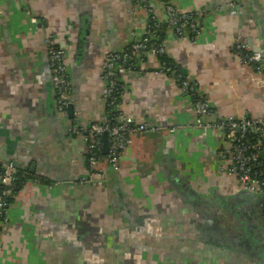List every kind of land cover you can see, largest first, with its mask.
I'll list each match as a JSON object with an SVG mask.
<instances>
[{"label":"crops","instance_id":"crops-1","mask_svg":"<svg viewBox=\"0 0 264 264\" xmlns=\"http://www.w3.org/2000/svg\"><path fill=\"white\" fill-rule=\"evenodd\" d=\"M152 2L162 22L166 2L207 10L196 41L181 40L169 28L164 46L198 84L216 118H264V72L240 64L233 51L241 42L264 52V0ZM147 22V12L133 0H33L30 6L0 0V161L27 167L53 186H30L13 201L14 224L2 232L0 264H264L261 204L240 195L236 179L220 173L213 155L219 135L196 127L191 98L171 78L156 74L155 57L143 73L124 76L126 111L137 123L183 129L134 139L121 171L108 169L105 182L68 184L84 174L85 145L71 135L73 118L83 125L106 122L105 59L140 39ZM50 36L68 49L73 118L54 108L46 63ZM130 211L139 213L142 227L143 216L159 219L151 232L156 236L137 245L136 257L121 240L132 237L129 228L140 235L123 215ZM208 223L236 226L233 238L244 229L253 254L225 244L224 237L208 238Z\"/></svg>","mask_w":264,"mask_h":264},{"label":"built area","instance_id":"built-area-1","mask_svg":"<svg viewBox=\"0 0 264 264\" xmlns=\"http://www.w3.org/2000/svg\"><path fill=\"white\" fill-rule=\"evenodd\" d=\"M30 6L33 0H16ZM134 5L141 7L148 14L147 26L140 39H134L122 51L107 55L103 64L101 81L103 100L106 107L105 123H93L90 128L84 127L78 118L73 119L71 132L73 136H84L87 140V165L98 175V168L109 164L118 170L121 158L129 151L134 138L150 136H171L178 128H166L147 123H137L126 111L130 104L128 88L124 76L133 72L143 73L149 58L160 61L157 75L171 78L180 87L183 94L191 98L197 116V128L216 131L221 137L219 159L227 165V174L233 176L241 191H247L260 198L264 210V118L247 116L236 118L230 116L217 119L214 107L205 95L199 93L198 84L189 74L178 72L167 62L168 54L161 42V33L165 27L171 28L181 40L196 41L201 34L202 25L208 16L205 9L182 10L172 3H165L167 21L158 19L155 9L149 0H133ZM238 4L235 2L231 7ZM190 37V38H189ZM50 36L47 40L48 59L52 72V86L57 94L54 105L58 112L67 115L72 104V82L67 65L68 49ZM233 51L240 64L252 65L259 74L264 72V52L260 46L252 48L237 42ZM107 137L108 152L104 151V137ZM106 162V163H105ZM13 164L0 161V232L10 224V199L17 195V170ZM1 247V243H0Z\"/></svg>","mask_w":264,"mask_h":264},{"label":"flooded vegetation","instance_id":"flooded-vegetation-1","mask_svg":"<svg viewBox=\"0 0 264 264\" xmlns=\"http://www.w3.org/2000/svg\"><path fill=\"white\" fill-rule=\"evenodd\" d=\"M59 44L61 45V42ZM47 52H48V48H47ZM47 59H48V54H47ZM48 63H49V59H48ZM49 68H50V64H49ZM51 71L52 70L50 68L49 69V72H50V75H49V90L51 91V93L53 95V98H54V102H55L57 100V94L54 91L53 86H52V79H51L52 78V72ZM72 93H73V88H72ZM72 104H73V102H72ZM54 108H55L56 113L58 115L65 116V114H62V113L58 112V110L56 109L55 105H54ZM68 112H69V109H68ZM73 119H75V118H73ZM91 124H93V123H91ZM91 124L90 125H83L82 124V125L88 129V128H90ZM70 132H71V130H70ZM86 134H88V131H85V133H84L83 136L77 137L75 135L73 136V134L71 132V135L73 136V138L75 137V138H80V139L83 140L84 145H85V150H84L85 160H84V174L81 176V178L79 179V181L78 182H75V183L72 182V181H70L68 183V184H72L73 183L74 185H78V186L83 187V188L92 186V185H94L95 183H98V182H105L106 180L104 179V175H105V173L107 172L108 169H112L115 173L121 171L122 165H123V158L130 153V150H131V148L133 146V141H132L131 145L129 146V151L127 152V154H125L121 158V161H120L119 169L118 170L113 169L109 164H104L102 167L100 166L98 168V170H97L98 171V175H93L94 172L87 165L88 146H87V140H86V138H84V136ZM220 137L221 136L219 135V141H220V146H221V138ZM105 138H107V137L105 136L104 137V140H105ZM138 138H144V137H137V139ZM134 139H136V138H134ZM220 146H219L218 150L216 152H214V154H213L214 157H215V159H216V161L220 165L219 166V168H220L219 171H220L221 174L226 175L228 177H232V179H233L234 177L231 176V175H229V174H227V172H226L227 165L219 159V155L218 154H219ZM104 147H105V141H104ZM104 151H105V148H104ZM107 152H108V141H107ZM11 164H13V163H11ZM16 170H17V173H18L17 195L13 198V201L16 198H18L30 186H41V185H45L48 182L47 180H45L44 178H42L38 174L34 173L33 171H31L27 167L26 168L19 167ZM47 185L49 186V188H52L53 187V186L50 185V183H47ZM238 188H239V186H238ZM239 190H240V188H239ZM13 201L11 202V207H12ZM135 212L136 211H134V213ZM139 212H140V210H139ZM127 213L128 214L125 215V213H124L123 215L125 216V218L127 216L130 218V220L132 222L131 227H137L140 235L137 236L136 234L133 233L134 230L132 231V228H129L130 229V233H132V237H130L128 239H126V238L123 237V238H121V240L122 239L123 240H126V243L127 244H124V245H126V248H130L129 247L130 245L134 247V254H133V256L136 257L137 254L135 253V250H138L137 245L139 243H141V244H143V243L148 244V240L151 239L150 234L156 236L155 233H151V232L152 231H156V229L158 227V224H159V219L156 218V220L154 222H152V220H153L152 218L147 219L145 216H143V219L146 220V223H145L144 227H142L141 220H139V218H141V216L139 215V213H138V216L133 215V213H131V211L130 212H127ZM113 219H118L117 218V215ZM13 224H14V222H13L12 217L10 215V224L8 226L2 228V230L0 232V243H1L0 252L4 248V244H3L2 240H1V238H2L1 237L2 236V232H3V230H5V228H10L11 226H13ZM228 225H230V224H228ZM207 226L210 228L209 232L207 231L208 232V234H207V237L208 238L214 239V237H218L220 239V241H221L222 240V237H224V239H223L224 241H222V242H225V244L226 243H229V244L234 245V246H235V244H237V247L238 248H241L242 250H246V251L251 252L253 254V250L251 249L249 243H247L249 239L247 240V236H245L243 233H241V232L244 231V229H241V232L240 231L236 232V236L233 238V235L230 234V233L233 230H235V229L238 230L236 228V226H234L235 228H233V229H229V228H227V226H225L224 227L225 230H223V232H221V233H223V235H221V236H220V230L224 229L221 225H220V229H219V227H216V226H214V225H212L210 223H208ZM230 226H233V225H230ZM205 228H206V226H203V229H205ZM108 236L109 237H112V240L114 242L117 241L115 239V238H117L116 235H112L110 233ZM168 241L169 242H171V241L173 242V238L170 236V239H168ZM151 242H153V241H151ZM155 242H158V241L156 240ZM116 244L117 243L114 244L115 247H116ZM251 244H253V243H251ZM139 248H140V246H139Z\"/></svg>","mask_w":264,"mask_h":264},{"label":"water","instance_id":"water-1","mask_svg":"<svg viewBox=\"0 0 264 264\" xmlns=\"http://www.w3.org/2000/svg\"><path fill=\"white\" fill-rule=\"evenodd\" d=\"M149 1H151V5L152 6H154L153 5V2H152V0H149ZM134 2V1H133ZM31 9V8H30ZM65 48V47H64ZM46 63H47V65L49 66V63H48V59L46 58ZM50 69V68H49ZM75 111V107H74V104H71L70 105V107H69V117L70 118H73V116H74V112ZM161 127V126H160ZM182 129H183V127H182ZM155 137H159V138H161V137H164V136H155ZM107 138H105V153H107ZM3 162V161H2ZM4 163V162H3ZM5 164H9V163H7V162H5L4 163V165ZM12 166H14L16 169L17 168H19L18 166H16V164H14L13 163V165ZM240 191V190H239ZM240 195H244V196H247V197H249L250 199H253V200H255L256 202H258V203H260L261 204V201H260V198L259 197H257L256 195H253L252 193H250V192H247V191H240ZM258 250H259V248H257Z\"/></svg>","mask_w":264,"mask_h":264},{"label":"trees","instance_id":"trees-1","mask_svg":"<svg viewBox=\"0 0 264 264\" xmlns=\"http://www.w3.org/2000/svg\"><path fill=\"white\" fill-rule=\"evenodd\" d=\"M171 29V28H170ZM167 30H169L168 27H165V29L163 30V32L161 33V42L162 44L164 45V40H165V37L167 35ZM173 30V29H172ZM165 47V46H164ZM167 62L171 63L173 66H174V69L173 70H176L178 72H183L185 73V71L183 70V68L181 66H179V64L177 62H175L168 54L165 56ZM216 111V110H215ZM223 119V118H221ZM103 124V123H102ZM13 201V199H10V203Z\"/></svg>","mask_w":264,"mask_h":264},{"label":"rangeland","instance_id":"rangeland-1","mask_svg":"<svg viewBox=\"0 0 264 264\" xmlns=\"http://www.w3.org/2000/svg\"><path fill=\"white\" fill-rule=\"evenodd\" d=\"M106 163V162H105Z\"/></svg>","mask_w":264,"mask_h":264}]
</instances>
